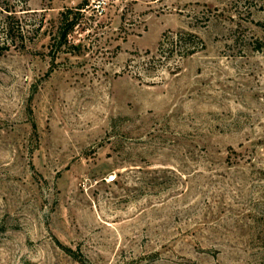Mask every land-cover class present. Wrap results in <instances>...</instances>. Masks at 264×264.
I'll use <instances>...</instances> for the list:
<instances>
[{
	"label": "rangeland",
	"instance_id": "1",
	"mask_svg": "<svg viewBox=\"0 0 264 264\" xmlns=\"http://www.w3.org/2000/svg\"><path fill=\"white\" fill-rule=\"evenodd\" d=\"M0 264H264V0H0Z\"/></svg>",
	"mask_w": 264,
	"mask_h": 264
},
{
	"label": "trees",
	"instance_id": "2",
	"mask_svg": "<svg viewBox=\"0 0 264 264\" xmlns=\"http://www.w3.org/2000/svg\"><path fill=\"white\" fill-rule=\"evenodd\" d=\"M87 6H89V3L86 1V2H83L80 6H78L75 9H67L64 12H62L61 18H60V24L54 36V41L56 42L57 47L59 49H62L63 47H72V46L74 47L70 38L75 32L76 28L80 26L81 19L83 16L82 13L86 9ZM2 30L5 33V37L8 39V37L10 36L12 32V27L10 26V24H6ZM191 38L194 40L193 44H191V46L193 45L192 47H194L193 48V52H194L196 49H198V47L202 46L203 43L201 40H199L195 36H191ZM182 41H183V38L181 37L179 40V43H181ZM174 44H175V41H173L171 45H174ZM161 46H163V43L161 44Z\"/></svg>",
	"mask_w": 264,
	"mask_h": 264
},
{
	"label": "built area",
	"instance_id": "3",
	"mask_svg": "<svg viewBox=\"0 0 264 264\" xmlns=\"http://www.w3.org/2000/svg\"><path fill=\"white\" fill-rule=\"evenodd\" d=\"M115 177H111L110 179H107V183H113L115 181Z\"/></svg>",
	"mask_w": 264,
	"mask_h": 264
}]
</instances>
